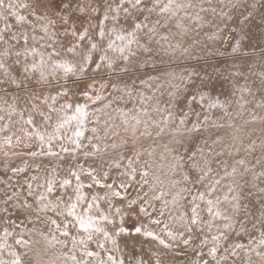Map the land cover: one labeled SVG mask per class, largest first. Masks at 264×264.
I'll use <instances>...</instances> for the list:
<instances>
[{
  "label": "snow or ice",
  "instance_id": "1",
  "mask_svg": "<svg viewBox=\"0 0 264 264\" xmlns=\"http://www.w3.org/2000/svg\"><path fill=\"white\" fill-rule=\"evenodd\" d=\"M0 264H264V0H0Z\"/></svg>",
  "mask_w": 264,
  "mask_h": 264
}]
</instances>
